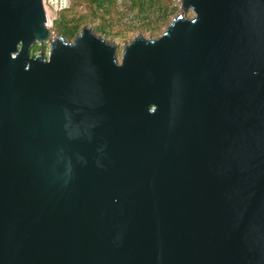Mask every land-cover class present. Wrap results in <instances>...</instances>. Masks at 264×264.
Returning <instances> with one entry per match:
<instances>
[{
  "label": "water",
  "instance_id": "obj_1",
  "mask_svg": "<svg viewBox=\"0 0 264 264\" xmlns=\"http://www.w3.org/2000/svg\"><path fill=\"white\" fill-rule=\"evenodd\" d=\"M180 3L118 62L0 0V264H264V0Z\"/></svg>",
  "mask_w": 264,
  "mask_h": 264
},
{
  "label": "trees",
  "instance_id": "obj_2",
  "mask_svg": "<svg viewBox=\"0 0 264 264\" xmlns=\"http://www.w3.org/2000/svg\"><path fill=\"white\" fill-rule=\"evenodd\" d=\"M77 6L87 12L76 15ZM180 7V0H70L69 8L57 14L51 30L57 37L72 42L81 29L87 27L106 41L119 39L127 45L137 36L145 39L161 36L179 15ZM43 46L35 45L30 55L35 57Z\"/></svg>",
  "mask_w": 264,
  "mask_h": 264
},
{
  "label": "built area",
  "instance_id": "obj_3",
  "mask_svg": "<svg viewBox=\"0 0 264 264\" xmlns=\"http://www.w3.org/2000/svg\"><path fill=\"white\" fill-rule=\"evenodd\" d=\"M42 1L46 16L45 26L51 29L57 14L60 11L69 8L70 0H42Z\"/></svg>",
  "mask_w": 264,
  "mask_h": 264
},
{
  "label": "rangeland",
  "instance_id": "obj_4",
  "mask_svg": "<svg viewBox=\"0 0 264 264\" xmlns=\"http://www.w3.org/2000/svg\"><path fill=\"white\" fill-rule=\"evenodd\" d=\"M86 12H87V10L85 8H83L82 6H77V7L74 8V13H76V15H78V14H84ZM192 16H193V14H192L191 11H188L186 13V17L187 18H192ZM54 36H56V34L53 33L52 37H54ZM110 43H114L117 46L116 58H117V61L119 62L120 61V57H121L122 48L126 44H124V42L122 40H119V39H116V40H114L113 42H110ZM35 45H37V44H35ZM42 45H44L43 46V49H38L36 51V54H42V55L43 54H46V56H47L48 55V46H49V44L48 43H45V44H42ZM33 47L31 49H33Z\"/></svg>",
  "mask_w": 264,
  "mask_h": 264
}]
</instances>
